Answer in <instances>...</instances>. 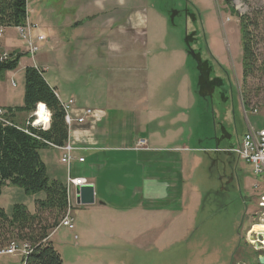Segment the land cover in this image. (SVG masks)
<instances>
[{
	"label": "rangeland",
	"instance_id": "374dc122",
	"mask_svg": "<svg viewBox=\"0 0 264 264\" xmlns=\"http://www.w3.org/2000/svg\"><path fill=\"white\" fill-rule=\"evenodd\" d=\"M50 2L28 0L31 10L43 8ZM138 6H142L148 18V33L144 34V44L147 43L149 51L146 58L158 74L137 79V91L145 95L146 88H149L154 95L152 102L159 98L160 104L169 101L170 107L183 106L182 123H186L183 130H195L193 141L188 139L182 143V146L191 149L171 150L169 182L175 185L169 190L167 198L152 207L153 211L164 207L169 217V221L157 228L167 235L154 238V264H259L256 263L258 253L246 243V232L263 218L261 215L258 220L260 214H256L259 212L258 200L264 194V177L256 176L252 165L239 160L236 155L210 152L215 146V130H219L214 116L219 113L223 102L236 105L232 110L235 121L230 146L233 147L229 150L239 144L238 140L243 137L242 126H246V116L241 107L243 98L245 100L246 97L249 107L253 108L251 111L264 112V78L259 73L249 77L245 84L242 81L239 18L231 14L224 0H140ZM231 7L240 16L259 15L260 21L264 22V0H231ZM6 32V38L18 42L19 47L29 53L26 41L19 32L14 28H8ZM256 43L257 52L263 53L262 40L257 39ZM23 57L18 69L8 72L10 74L0 81V90L3 86V91L14 94L15 101L19 97L21 99L25 90L24 69L21 67H28L31 63L28 54ZM199 59L203 66L202 81ZM129 82L128 79L125 84ZM204 87L213 90L207 93ZM135 101L146 103L145 100L140 102V99ZM160 104L155 103L156 107H161ZM42 106L39 104L38 117L40 123H46L47 120L43 122L39 115ZM237 112L241 113V120L237 118ZM250 118L264 120V115ZM138 124L140 127H134L127 122L126 133H140L139 129L144 126L140 122ZM47 152L44 149L41 155ZM177 164L182 170H178ZM52 168L50 166V171ZM256 185L258 189H255ZM44 197V193L30 195L20 187L9 185L2 190L0 207L9 216L15 205H24L34 212L36 201ZM74 220L77 227L74 234L78 235V240L74 234H69L73 230L68 228H62L52 239L64 264H131L128 251L135 252L134 244H129L132 238L93 237L82 243L78 231L83 219L74 217ZM102 243L104 246H101ZM17 245L20 251L0 258V264L6 261L22 264L25 244L17 242ZM260 256L264 257V253Z\"/></svg>",
	"mask_w": 264,
	"mask_h": 264
},
{
	"label": "crops",
	"instance_id": "0c3cea01",
	"mask_svg": "<svg viewBox=\"0 0 264 264\" xmlns=\"http://www.w3.org/2000/svg\"><path fill=\"white\" fill-rule=\"evenodd\" d=\"M139 1L51 0L49 5L31 10L27 0V24L36 26L32 36L42 35L46 41L39 44L40 51L32 57L26 49L19 47L18 42L6 38L5 29L0 38V52L28 54L31 58L28 67L44 72L48 84L62 103L75 100V116L83 109L99 114L100 120L96 124L86 122L70 130L68 143L77 149L70 168L62 163L63 152L57 148L50 147L46 149V154L41 155L51 179L66 184L69 176L85 178L94 186L95 204L91 206L78 205L74 191V217L83 219L78 231L82 243L93 237H130L132 241L129 244L135 247V252L128 251L131 264H154V238L167 235L157 228L169 221V217L164 207L160 211H153L152 207L167 198L169 190L175 185L169 182L171 150L191 149L182 146V143L188 139L193 141L195 130H183L186 125L182 123L183 106L170 107L169 101L160 104L158 98L155 103L161 107H156L149 88H146L145 95L137 91V79L158 74L147 61L149 51L147 43L144 44V34L148 33L149 25L144 9L138 6ZM21 68L25 75L27 66ZM128 79L129 84H125ZM3 90L2 86L0 108L5 109L7 114L10 108L23 107L24 94L15 101L14 94L9 95ZM135 99H140V102L145 100L146 103ZM235 107V104L230 106L223 102L219 113H215L219 130H215V146L210 152L234 155L228 150L233 147L230 145L233 142L231 133L235 118H232L235 114L232 110ZM241 107L246 116V126H242L243 136L249 128L258 130L264 127V120L250 118L264 115V112L255 113L250 107L245 109L242 102ZM240 114L237 112V118L241 120ZM11 117L20 127L35 119L34 113L16 111L11 113ZM127 122L134 127H140V122L144 127L139 129L140 133L129 135L126 133ZM142 139L147 141L148 150H135L136 143ZM80 159L85 161L81 163ZM177 166L178 170H182L179 164ZM62 228L65 227L51 234L49 240L52 244L53 237ZM76 228L74 225L73 232L69 233L71 236ZM74 236L79 239L78 235ZM101 246H104L103 243Z\"/></svg>",
	"mask_w": 264,
	"mask_h": 264
},
{
	"label": "trees",
	"instance_id": "16d2710c",
	"mask_svg": "<svg viewBox=\"0 0 264 264\" xmlns=\"http://www.w3.org/2000/svg\"><path fill=\"white\" fill-rule=\"evenodd\" d=\"M224 2L231 14L239 18L243 84L249 77L259 73L264 78V52L258 53L255 49L257 39H261L264 44V22L260 21L259 15L240 16L231 7V0ZM27 19V0H0V28L24 27ZM23 56L21 53H13L8 54L5 61L0 60V81L8 72L18 69ZM199 70L202 81L201 62ZM204 88L208 90L207 93L213 90L210 87ZM248 103L246 97L245 100L243 98L245 109L249 107ZM39 104H44L47 108L48 129L20 127L13 121L12 112L34 113ZM62 104L56 91L48 84L44 72L36 67H27L23 107L8 109V114L6 111L4 115L7 122L0 121V195L3 188L9 185L20 187L26 194H45L44 199L36 201L34 212L24 205H15L12 215L9 216L0 207V250L17 242L29 246L22 264H64L61 254L49 239L67 213V187L66 184L49 177L41 157L42 150L60 148L69 141L70 129L65 121ZM253 112L256 113L257 110Z\"/></svg>",
	"mask_w": 264,
	"mask_h": 264
},
{
	"label": "built area",
	"instance_id": "2783aa9c",
	"mask_svg": "<svg viewBox=\"0 0 264 264\" xmlns=\"http://www.w3.org/2000/svg\"><path fill=\"white\" fill-rule=\"evenodd\" d=\"M36 28V26H32L26 24L24 27L17 28L19 33L23 36L26 41L27 47L29 49V53L32 57H35L36 54L40 51V43H44L46 41L45 37L39 35L37 37L32 36V31ZM5 32L4 28H0V38L3 36ZM8 58L7 53L0 52V60L5 61ZM75 100L71 99L68 102L63 103V109L65 113V121L69 126V129H73L76 125H84L86 122L90 123V125L96 124L99 119V114L96 111L91 109H83L79 111L77 116L74 115L75 111ZM38 107L34 112V120L32 122H28L27 126L41 128L46 130L49 128V121L47 123L37 124L39 121L38 117ZM100 113V112H99ZM6 114V110L0 108V121L6 123L7 121L4 118ZM50 120V116H49ZM100 120V119H99ZM239 144L234 147V149L229 150L228 152L236 155L239 160L245 161L247 164L252 165L253 172L256 176L264 177V127L261 129L249 128L248 132L242 137V139L238 142ZM57 148V147H54ZM63 152V156L61 158L62 163L67 165L70 168L72 161L74 160L73 153L77 150L70 143H67L65 146L57 148ZM135 150H148V143L146 140H139L135 147ZM81 163L85 160L80 159ZM88 181L85 178H67V196H68V210L65 217L61 220L58 228L65 227L70 230L74 229V191L76 197V190L78 187L88 185ZM255 189H258V185L255 186ZM258 210L259 212L256 214L260 219L261 215L263 218L260 220V223L257 224L264 228V194L259 198L258 202ZM255 221V220H254ZM256 224L252 225L251 228L246 232V243L248 246L252 248V250L258 253V258L261 253H264V230L260 232L253 231ZM57 228V229H58ZM29 246L24 245L22 250L23 256L28 254ZM18 245L16 243H11L9 247L0 250V256L6 255H15L19 252Z\"/></svg>",
	"mask_w": 264,
	"mask_h": 264
},
{
	"label": "water",
	"instance_id": "95a60500",
	"mask_svg": "<svg viewBox=\"0 0 264 264\" xmlns=\"http://www.w3.org/2000/svg\"><path fill=\"white\" fill-rule=\"evenodd\" d=\"M77 204L82 206H91L95 204V189L92 184L78 187L76 190ZM259 264H264V257L258 258Z\"/></svg>",
	"mask_w": 264,
	"mask_h": 264
},
{
	"label": "bare ground",
	"instance_id": "6f19581e",
	"mask_svg": "<svg viewBox=\"0 0 264 264\" xmlns=\"http://www.w3.org/2000/svg\"><path fill=\"white\" fill-rule=\"evenodd\" d=\"M42 105H43V106L40 108L39 115L41 116V120H42L43 122H46V120H47L46 117H47V115H48V111H47L46 106H44V104H42ZM38 109H39V105H38ZM37 114H38V113H37ZM37 124H40V118H39V121L37 122ZM254 230L260 232V231H263L264 228L261 227V226H259V225H255ZM256 231H255V232H256Z\"/></svg>",
	"mask_w": 264,
	"mask_h": 264
}]
</instances>
